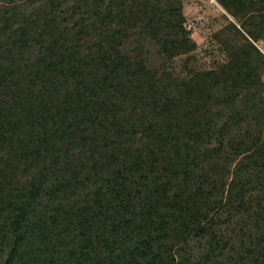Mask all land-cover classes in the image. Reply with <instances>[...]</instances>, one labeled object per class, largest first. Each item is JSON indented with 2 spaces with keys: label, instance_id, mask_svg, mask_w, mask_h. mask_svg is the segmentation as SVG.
<instances>
[{
  "label": "trees",
  "instance_id": "1",
  "mask_svg": "<svg viewBox=\"0 0 264 264\" xmlns=\"http://www.w3.org/2000/svg\"><path fill=\"white\" fill-rule=\"evenodd\" d=\"M221 4L199 68L182 0H0V264H264V0Z\"/></svg>",
  "mask_w": 264,
  "mask_h": 264
},
{
  "label": "rangeland",
  "instance_id": "2",
  "mask_svg": "<svg viewBox=\"0 0 264 264\" xmlns=\"http://www.w3.org/2000/svg\"><path fill=\"white\" fill-rule=\"evenodd\" d=\"M222 0H182V12L185 16V27L191 32V38L197 45L196 51L191 54L189 62L199 68L218 66L227 59L221 38L215 34L221 31L229 21L237 26L239 23L224 9ZM257 43V42H256ZM264 46V40L258 42ZM264 55V54H263ZM185 57L176 61L177 70L182 67ZM264 80V72L261 73Z\"/></svg>",
  "mask_w": 264,
  "mask_h": 264
},
{
  "label": "built area",
  "instance_id": "3",
  "mask_svg": "<svg viewBox=\"0 0 264 264\" xmlns=\"http://www.w3.org/2000/svg\"><path fill=\"white\" fill-rule=\"evenodd\" d=\"M259 50L264 54V46L256 44Z\"/></svg>",
  "mask_w": 264,
  "mask_h": 264
}]
</instances>
